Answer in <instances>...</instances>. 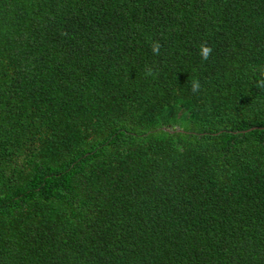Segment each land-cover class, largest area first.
<instances>
[{
  "label": "trees",
  "instance_id": "obj_1",
  "mask_svg": "<svg viewBox=\"0 0 264 264\" xmlns=\"http://www.w3.org/2000/svg\"><path fill=\"white\" fill-rule=\"evenodd\" d=\"M261 79L264 0H0V264H264Z\"/></svg>",
  "mask_w": 264,
  "mask_h": 264
},
{
  "label": "clouds",
  "instance_id": "obj_2",
  "mask_svg": "<svg viewBox=\"0 0 264 264\" xmlns=\"http://www.w3.org/2000/svg\"><path fill=\"white\" fill-rule=\"evenodd\" d=\"M162 45L159 43V41H153L151 43V51L154 55L159 56L160 55V50H161ZM213 49L208 46L206 43H203L200 45V51L199 55L201 56L202 60L207 61L211 54H212ZM153 70L151 68H148L145 72V76H153ZM257 87L260 89H264V79H261L257 83ZM201 90V84L198 79H193L191 83V92L193 94L198 93Z\"/></svg>",
  "mask_w": 264,
  "mask_h": 264
}]
</instances>
